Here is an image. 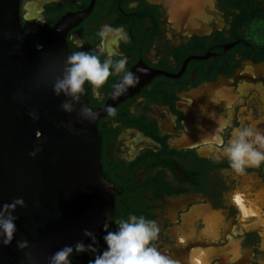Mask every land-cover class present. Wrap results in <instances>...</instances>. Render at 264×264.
I'll return each instance as SVG.
<instances>
[{
	"label": "flooded vegetation",
	"instance_id": "flooded-vegetation-1",
	"mask_svg": "<svg viewBox=\"0 0 264 264\" xmlns=\"http://www.w3.org/2000/svg\"><path fill=\"white\" fill-rule=\"evenodd\" d=\"M78 13L65 33L70 53L113 64L127 56V70L146 72L114 112L106 104L123 74L98 91L85 83L88 105L103 110L99 161L112 206L90 231L97 252L72 254L71 264L105 250L104 225L116 231L130 214L158 223L152 243L174 264H264V164L238 174L221 146L234 127L264 131V0H20L38 46ZM105 24L112 31L101 36Z\"/></svg>",
	"mask_w": 264,
	"mask_h": 264
},
{
	"label": "water",
	"instance_id": "water-1",
	"mask_svg": "<svg viewBox=\"0 0 264 264\" xmlns=\"http://www.w3.org/2000/svg\"><path fill=\"white\" fill-rule=\"evenodd\" d=\"M82 16L61 18L38 46L21 25L20 0H0V208L24 200L0 215L16 224L8 246L0 230V264H53L58 250L82 243L112 206L99 161L103 110L84 112L85 85L79 100L55 92L70 66L65 33ZM123 95L112 93L106 107Z\"/></svg>",
	"mask_w": 264,
	"mask_h": 264
},
{
	"label": "clouds",
	"instance_id": "clouds-1",
	"mask_svg": "<svg viewBox=\"0 0 264 264\" xmlns=\"http://www.w3.org/2000/svg\"><path fill=\"white\" fill-rule=\"evenodd\" d=\"M110 31H112L111 26L105 24L101 27L99 34L105 36ZM78 46L82 48L83 44L80 43ZM67 62L70 66L66 69L63 79L58 80L55 84V92L59 95L63 91L77 100H79L78 94L84 91L86 82L98 91L114 73H122V78L114 86L113 95L115 98L128 92L130 88L139 83L140 76L137 73L146 72V69L142 67H138L135 72L127 70V56H122L113 64L111 59H105L102 62L98 55L86 51H74L68 56ZM63 107L71 110V105L68 103H65ZM107 111L114 112V109L109 106ZM84 112L91 113L92 109L85 107ZM202 112H206L203 107ZM30 115L33 114L30 113ZM210 118H213V114L210 115ZM94 119L95 114L89 119V124ZM227 126V123L220 124L221 129ZM221 146L231 169L238 174L244 173L249 167H260L264 164V131L252 126L234 127L231 138L226 143L222 141ZM30 155L35 156L36 152L33 151ZM16 205L23 206V198L16 199L12 204L3 205L0 208V215L7 212L9 208L14 209ZM14 220L15 218H6L0 221L4 246L10 245L14 239L16 232ZM116 223L118 225L116 231H107L108 224L104 225L106 234L103 240L107 247L89 259L88 264H174L170 257L164 255L152 243L160 233V227L155 220L146 219L142 215L130 214L127 219H118ZM85 235L91 237L93 243L88 245L77 243L75 248L65 246L53 255V264H71L69 257L73 251L96 253L95 235L88 230H85ZM23 246V244L20 245V247Z\"/></svg>",
	"mask_w": 264,
	"mask_h": 264
},
{
	"label": "rangeland",
	"instance_id": "rangeland-1",
	"mask_svg": "<svg viewBox=\"0 0 264 264\" xmlns=\"http://www.w3.org/2000/svg\"><path fill=\"white\" fill-rule=\"evenodd\" d=\"M255 181L259 182V179H256ZM255 181H254V182H255ZM258 187L260 188L261 186L258 185L257 188H256V190L258 189ZM258 191H259V190H258ZM257 200H258V199H257ZM258 204H259V203H258Z\"/></svg>",
	"mask_w": 264,
	"mask_h": 264
},
{
	"label": "bare ground",
	"instance_id": "bare-ground-1",
	"mask_svg": "<svg viewBox=\"0 0 264 264\" xmlns=\"http://www.w3.org/2000/svg\"><path fill=\"white\" fill-rule=\"evenodd\" d=\"M244 185V184H243ZM263 194V193H262ZM247 199V198H246ZM257 205V204H256ZM262 208V207H261ZM257 212V211H256ZM254 217V216H253Z\"/></svg>",
	"mask_w": 264,
	"mask_h": 264
}]
</instances>
